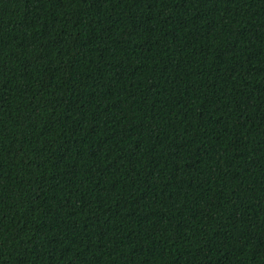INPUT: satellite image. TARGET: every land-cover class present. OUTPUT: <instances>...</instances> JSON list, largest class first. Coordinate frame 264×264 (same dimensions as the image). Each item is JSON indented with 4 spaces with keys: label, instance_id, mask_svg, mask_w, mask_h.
<instances>
[{
    "label": "trees",
    "instance_id": "1",
    "mask_svg": "<svg viewBox=\"0 0 264 264\" xmlns=\"http://www.w3.org/2000/svg\"><path fill=\"white\" fill-rule=\"evenodd\" d=\"M0 264H264V0H0Z\"/></svg>",
    "mask_w": 264,
    "mask_h": 264
}]
</instances>
